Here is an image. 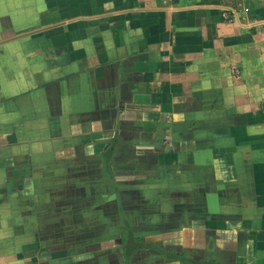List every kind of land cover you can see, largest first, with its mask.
Segmentation results:
<instances>
[{"label":"crops","instance_id":"1","mask_svg":"<svg viewBox=\"0 0 264 264\" xmlns=\"http://www.w3.org/2000/svg\"><path fill=\"white\" fill-rule=\"evenodd\" d=\"M0 34L48 263L264 264V0H0ZM113 223L127 262L84 247Z\"/></svg>","mask_w":264,"mask_h":264},{"label":"rangeland","instance_id":"2","mask_svg":"<svg viewBox=\"0 0 264 264\" xmlns=\"http://www.w3.org/2000/svg\"><path fill=\"white\" fill-rule=\"evenodd\" d=\"M3 39H6L5 35L3 37L0 34V42ZM3 45L5 43H0L1 47ZM7 56V50L0 48V77L5 76L2 74L4 64L2 61H6ZM20 68L22 69L24 66ZM7 84V79L2 78L0 88ZM2 101L3 99H0V103ZM6 108L4 103L1 111L3 112ZM16 154L22 156L24 152L19 151ZM19 156H16L14 164L6 165L7 153L1 152L0 155V264H60L61 262L54 258L48 263V259L51 258L49 257L50 252L42 239H40V243H37L30 241L31 238L25 237V233L30 230V225L27 222H31V218L25 220L24 213L29 212L31 203L35 202L30 197L29 199L25 198L22 159ZM19 159L21 160L19 161ZM3 165H6L4 170ZM18 170L19 173H17ZM42 229L44 228L40 225L36 229L39 238H41ZM74 263L79 264L76 260Z\"/></svg>","mask_w":264,"mask_h":264},{"label":"flooded vegetation","instance_id":"3","mask_svg":"<svg viewBox=\"0 0 264 264\" xmlns=\"http://www.w3.org/2000/svg\"><path fill=\"white\" fill-rule=\"evenodd\" d=\"M17 173H19V170L17 171ZM123 221V220H122ZM123 223H125V221H123ZM115 223L112 224L111 228L108 227L107 225H102L101 226V230H102V237H98L97 235H93L89 237L88 242L85 243L84 247L85 248H97L99 250H105V253H109L110 251L107 250L108 247L102 249V247L100 248L102 242H104V240H108V238L106 239V237H108V235H114L115 233L118 234V237H114L113 236V242L115 243L114 247V253L112 252V255L116 254L117 256H119V253L122 251L123 255L125 256L126 262L129 260L131 254H133V252L131 249V243L136 244L137 247V239L134 237V235L131 233V228L129 227V225H125L121 228L120 226H117L114 228ZM78 230H83V228H79L77 227ZM118 231V232H114V231ZM118 238L120 239V241H117ZM123 238V240H122ZM109 241V240H108ZM47 246V243H46ZM137 249V248H136ZM108 255V254H107ZM111 255V254H110ZM182 255V254H181ZM68 259H66L67 262ZM74 262V261H73ZM66 264H71V261L69 260V262H67Z\"/></svg>","mask_w":264,"mask_h":264},{"label":"trees","instance_id":"4","mask_svg":"<svg viewBox=\"0 0 264 264\" xmlns=\"http://www.w3.org/2000/svg\"><path fill=\"white\" fill-rule=\"evenodd\" d=\"M177 257H183L182 255H180V253H176ZM203 264V263H200Z\"/></svg>","mask_w":264,"mask_h":264}]
</instances>
